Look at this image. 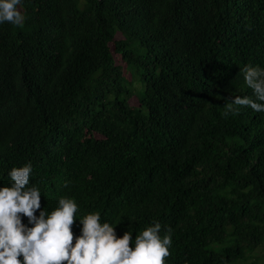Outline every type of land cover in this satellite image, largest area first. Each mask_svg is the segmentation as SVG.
Here are the masks:
<instances>
[{
    "label": "trees",
    "instance_id": "trees-1",
    "mask_svg": "<svg viewBox=\"0 0 264 264\" xmlns=\"http://www.w3.org/2000/svg\"><path fill=\"white\" fill-rule=\"evenodd\" d=\"M20 10L22 27L0 24V187L30 162L41 210L75 199L76 236L99 211L133 246L171 227L166 264H264V112L223 116L255 99L242 69H264V0Z\"/></svg>",
    "mask_w": 264,
    "mask_h": 264
},
{
    "label": "clouds",
    "instance_id": "clouds-1",
    "mask_svg": "<svg viewBox=\"0 0 264 264\" xmlns=\"http://www.w3.org/2000/svg\"><path fill=\"white\" fill-rule=\"evenodd\" d=\"M21 5L22 0H0V24L22 27ZM242 72L255 99L230 98L224 117L238 115L244 106L264 112V69L246 65ZM32 171L30 162L13 167L8 174L10 186L0 187V264H166L171 256V227L161 236L162 226L154 222L136 235L133 246L131 232L118 237V225L102 222L97 211L79 220L82 228L76 236L73 227L80 209L75 199L62 196L53 211L41 210V192L30 184Z\"/></svg>",
    "mask_w": 264,
    "mask_h": 264
},
{
    "label": "rangeland",
    "instance_id": "rangeland-1",
    "mask_svg": "<svg viewBox=\"0 0 264 264\" xmlns=\"http://www.w3.org/2000/svg\"><path fill=\"white\" fill-rule=\"evenodd\" d=\"M128 77H129V75H128ZM130 103H131L132 105H136V99H135V98H132V99L130 100Z\"/></svg>",
    "mask_w": 264,
    "mask_h": 264
}]
</instances>
